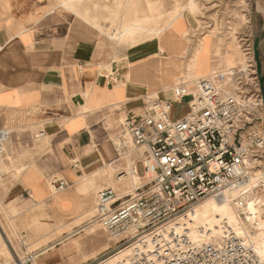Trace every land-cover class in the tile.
<instances>
[{"label":"crops","instance_id":"0c3cea01","mask_svg":"<svg viewBox=\"0 0 264 264\" xmlns=\"http://www.w3.org/2000/svg\"><path fill=\"white\" fill-rule=\"evenodd\" d=\"M49 5V0H0V128L10 127L15 132L28 126L44 132L38 146L48 145L49 150L21 168V190L11 203L18 215L27 218L22 233H29L37 245L35 255L27 262L65 264L72 259L68 255L52 257L51 245L64 235V228L60 229L64 223L78 219L81 224L85 222L82 216L103 188L96 191L103 181L91 183L85 176L105 162L113 163L115 172L122 165L127 168L136 163L132 155L118 158L112 145L118 119L141 106L148 94L155 95L154 91L158 97L185 108L179 119L188 111L189 99L177 101L166 89L185 79L192 92L195 79L213 74V68L218 72L226 67L213 51L205 57L201 54L199 62L195 59L204 33L194 30L189 20H185L186 33L181 30L170 41L153 38L141 42L118 56L102 42L101 35L91 34L86 24L74 23L70 9L57 5L48 11ZM253 24L255 29L264 30V22L254 20ZM256 39L261 71L264 34ZM153 62L156 68L151 75L137 68ZM104 147L109 152L108 160L94 164V153ZM8 152L13 160L10 163L7 157L4 161L5 173L10 172L16 157L6 146ZM84 159L88 162L83 165ZM58 179H64L67 185L54 193L50 182L56 180L53 184L57 186ZM141 179L136 177L132 182L128 176L119 182L115 177L116 182H108L106 187L129 184L130 188L123 191L128 193ZM49 237L52 240H46ZM54 245L60 248L58 242ZM78 254L79 249L75 257Z\"/></svg>","mask_w":264,"mask_h":264},{"label":"built area","instance_id":"2783aa9c","mask_svg":"<svg viewBox=\"0 0 264 264\" xmlns=\"http://www.w3.org/2000/svg\"><path fill=\"white\" fill-rule=\"evenodd\" d=\"M252 67L249 62L198 77L192 92L185 79L177 81L176 100L190 97L179 119L171 117L169 100L152 94L118 119L113 145L117 152L130 145L143 149L135 167L142 183L128 193L99 189L93 219L117 243L134 246L129 264H264L231 226L218 239H193L187 223L178 221L196 203L231 190L244 219L252 218L250 203L264 216V120L257 116L264 92L263 98L256 94L260 84ZM12 135L10 127L0 128V178ZM124 174L121 169L116 178ZM57 182V190L67 185Z\"/></svg>","mask_w":264,"mask_h":264},{"label":"rangeland","instance_id":"374dc122","mask_svg":"<svg viewBox=\"0 0 264 264\" xmlns=\"http://www.w3.org/2000/svg\"><path fill=\"white\" fill-rule=\"evenodd\" d=\"M49 3L48 11L57 5L70 9L74 23L86 24L87 27H90L88 31L91 34L101 35L102 42L116 50L118 56L124 50L141 42L153 38L170 41L175 33L181 30L186 33L185 20H189L193 24L194 30H197L199 34L204 33L195 53L201 47H204L203 57L212 51L214 54L219 51L217 59L224 63L225 67L237 65L246 67L250 62L253 65L252 68L255 69L253 73L257 77L256 81L260 84L256 94L263 98L260 78L264 75V70L260 71L257 65L255 39L260 33L264 34V30L255 29L253 21L264 22V0H49ZM207 37L209 39H206ZM216 46L217 50L214 49ZM162 48L165 47L162 46ZM245 50L250 52L249 55L244 54ZM152 64L153 66H150ZM155 65L153 62L147 66L138 65L137 68L145 70L148 75H151L156 68ZM214 72L217 70L210 71V73ZM166 90L168 92L170 88L168 87ZM154 94L159 96L157 91H154ZM171 110L173 119H177L185 112L183 106L175 104H172ZM257 116L264 120V104L258 108ZM38 131L28 126L19 127L13 132L12 138L7 143V148L11 147L16 157L10 172L2 173L0 178V264H13L15 261L20 263V259L16 256L9 241H12L21 250V256L25 259L24 264H32V262L37 264L35 260L27 262L30 257L35 255L33 250L37 245L32 243L29 233H24L26 235L22 233L27 218H22L17 214L11 199L16 198L21 190V168L25 164L36 161L49 150L48 145L38 146L41 140L40 137H35L39 133ZM114 148L110 149L112 155L116 154ZM129 150H131V155L137 159V151L141 152L142 148L130 145ZM94 155L96 159L94 164L99 163L101 159L105 162L109 158L107 147H104L103 151H96ZM7 157L8 162L11 163L13 158L9 152L5 155V163ZM87 162V159L82 160L83 165ZM125 166H120L115 172L116 169L111 166V162H105L103 166L85 177L91 183H96L97 179L103 181L97 186V191L101 187H106L108 182L115 181L117 172ZM138 171L143 174L142 163L138 164ZM134 179L136 180V177L132 182L135 181ZM141 181L142 179L139 181V185L142 183ZM105 183L107 184L104 185ZM122 185L121 188H116L121 191L130 188L129 184ZM53 192L58 193L59 191L54 188ZM94 215L95 201L88 212L82 216L85 219L84 223H80L81 219L64 223L60 228H64V235L51 245L52 257L68 255L72 260L65 264H106L108 257L127 247L112 239L97 221H92ZM79 223L80 226L74 228V225ZM50 239L52 240V237L46 240ZM56 242L60 244V248L55 247ZM77 249H79V254L75 257Z\"/></svg>","mask_w":264,"mask_h":264},{"label":"bare ground","instance_id":"6f19581e","mask_svg":"<svg viewBox=\"0 0 264 264\" xmlns=\"http://www.w3.org/2000/svg\"><path fill=\"white\" fill-rule=\"evenodd\" d=\"M203 49L204 47L203 48L201 47L195 53V57H196L195 59H198L197 60L198 62L200 61V55L201 54L203 55ZM215 56L216 58H219V51L215 52ZM214 69L215 68H213L212 70ZM169 88L173 92L172 89L173 87H169ZM173 97L176 100L174 92H173ZM262 103H263V99H262ZM171 108H172V103H171ZM43 135L44 132H39L38 134H36L37 137H41ZM137 152H138V158L143 155V149L141 152L140 151ZM118 154H119L118 158L120 157L128 158L131 155V150H126V151L121 150V152H118ZM111 166L114 169H116V166L113 163H111ZM135 167H136V163L131 164L129 167L123 169L125 174L121 178L122 180H118V179L117 180L119 182L125 181L128 178V176L132 177V181L133 178L135 177L141 178V176L139 177V174L136 172ZM4 171L5 169H4V161H3L1 172L4 173ZM150 175L151 172H149L147 176ZM106 184L107 183H105L104 185ZM51 186L52 189H54L53 181ZM233 195H235L234 190L227 191L226 193L221 195L210 196L205 200H203L200 204L192 208H189L183 215L179 217L178 221L182 224L187 223V225L190 228V236L193 239H205L212 237L214 239H218L222 237V235L225 233V228L229 225L234 229V231L239 236H241L244 239V242L250 245L251 247H253L260 256V258L264 260V216H262L259 207L250 203L248 209L252 213V218H250V220L244 219L241 216L240 212L235 208V206L232 203L231 197ZM95 213H96V209H95ZM92 221H96V220L93 219ZM9 243L11 244V247L14 250L16 256H18V258L20 259V263L15 261L13 262V264H24L25 259H23V257L21 256V250L18 248L17 245L13 244L12 241H9ZM133 253H134V246L129 245L127 247H124L120 251L116 252L114 255L108 257V259L106 260V264H129Z\"/></svg>","mask_w":264,"mask_h":264},{"label":"water","instance_id":"95a60500","mask_svg":"<svg viewBox=\"0 0 264 264\" xmlns=\"http://www.w3.org/2000/svg\"><path fill=\"white\" fill-rule=\"evenodd\" d=\"M258 41H259V39H256V41H255V56L257 57V65H258V68L260 70L261 69V62L259 60V50L257 48ZM260 80H261V84H262V88H263L264 75L261 77Z\"/></svg>","mask_w":264,"mask_h":264}]
</instances>
